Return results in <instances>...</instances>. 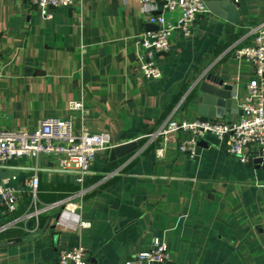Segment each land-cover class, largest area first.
<instances>
[{"label":"crops","instance_id":"crops-1","mask_svg":"<svg viewBox=\"0 0 264 264\" xmlns=\"http://www.w3.org/2000/svg\"><path fill=\"white\" fill-rule=\"evenodd\" d=\"M202 1L190 35L173 34L157 58L160 78L136 81L138 38L156 26L135 0H79L49 20L26 0H0V130L69 117L74 132H104L111 141L81 183L58 170L54 155L21 157L0 170L18 194L13 213L0 209V226L15 222L0 234V264H56L60 250L75 246L85 249L87 264H125L154 239L175 264H264L263 162L241 163L211 135L198 141L193 157L178 151L186 134L158 135L168 120L235 122L237 101L254 77L232 51L252 43L248 30L264 20V0ZM207 76L231 86L230 100L200 93ZM70 102L81 108L68 110ZM132 142L135 151L110 158L114 147ZM81 190L74 213L55 207L30 217L34 204ZM39 230L31 241H16Z\"/></svg>","mask_w":264,"mask_h":264},{"label":"built area","instance_id":"built-area-1","mask_svg":"<svg viewBox=\"0 0 264 264\" xmlns=\"http://www.w3.org/2000/svg\"><path fill=\"white\" fill-rule=\"evenodd\" d=\"M29 7L37 11L42 19L52 18V11L67 7L79 0H26ZM137 5L149 15L148 22L157 30L144 32L138 38L142 48L138 67L135 70L136 81L155 80L161 72L156 60L169 47L173 34L189 36L196 18L204 13L202 0H135ZM165 13H176L175 23L164 18ZM252 43L235 47L233 56L238 61L251 64L254 77L245 86V95L237 101L239 117L235 122L222 121H166L158 131V135L184 133L188 136L181 142L178 151L193 157L196 154L197 142L206 135L225 143V152L241 163H248L254 157L264 161V20L249 28ZM81 108L80 102L68 103V110ZM110 136L107 133L89 131L74 132L70 118L49 117L42 119L32 130H0V170L9 168L12 160L29 157L36 158L40 154L58 157V170L76 175L77 183L90 173L94 156L102 150L111 148ZM162 150H157L160 155ZM38 180L34 176L28 181L32 199H35ZM83 190L52 204L39 208L34 204L30 217L37 216L55 207L74 213L80 208ZM78 203L72 204V201ZM17 192L0 180V209L2 215L11 214L16 209ZM14 221L0 226V234L10 229ZM80 228L89 227L80 222ZM56 264H87L86 251L82 246L60 250ZM125 264H175L166 245L154 239L147 251L132 255Z\"/></svg>","mask_w":264,"mask_h":264},{"label":"water","instance_id":"water-1","mask_svg":"<svg viewBox=\"0 0 264 264\" xmlns=\"http://www.w3.org/2000/svg\"><path fill=\"white\" fill-rule=\"evenodd\" d=\"M232 6L235 8L236 5L235 3L232 2ZM157 30V27L156 29ZM206 82H210L213 85H215L216 87H213L211 85H208ZM220 88V89H219ZM231 86L229 85H224V82L222 80L219 79H213L212 77H205L203 82H201V84L199 85V91L200 93H202V95H206L211 96V97H215L218 98L219 101H217L218 103L221 102L222 100H230L231 98ZM198 143V142H197ZM136 144L135 143H127V144H123V145H119L117 147H114L111 151H110V158H121L125 155H128L129 153L133 152L136 150ZM258 161L263 162L261 159H258ZM7 177L6 173L0 171V180H4ZM9 177V175H8ZM29 226H31V223H29ZM43 230H39L37 233H33V234H27L19 239H16L17 242L20 241H31L33 239H35L38 236L42 235Z\"/></svg>","mask_w":264,"mask_h":264}]
</instances>
